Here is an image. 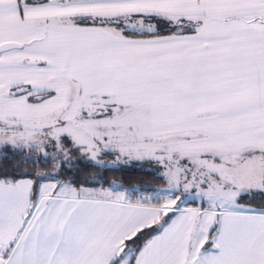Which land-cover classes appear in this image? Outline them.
I'll return each instance as SVG.
<instances>
[{"label": "snow or ice", "instance_id": "obj_1", "mask_svg": "<svg viewBox=\"0 0 264 264\" xmlns=\"http://www.w3.org/2000/svg\"><path fill=\"white\" fill-rule=\"evenodd\" d=\"M0 264H264V0H0Z\"/></svg>", "mask_w": 264, "mask_h": 264}, {"label": "trees", "instance_id": "obj_2", "mask_svg": "<svg viewBox=\"0 0 264 264\" xmlns=\"http://www.w3.org/2000/svg\"><path fill=\"white\" fill-rule=\"evenodd\" d=\"M130 176H136V173H129Z\"/></svg>", "mask_w": 264, "mask_h": 264}]
</instances>
